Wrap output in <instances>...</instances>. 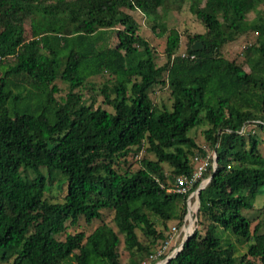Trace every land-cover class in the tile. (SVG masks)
Here are the masks:
<instances>
[{
  "label": "trees",
  "instance_id": "trees-1",
  "mask_svg": "<svg viewBox=\"0 0 264 264\" xmlns=\"http://www.w3.org/2000/svg\"><path fill=\"white\" fill-rule=\"evenodd\" d=\"M184 8L203 30L168 25ZM134 12L164 36L162 63ZM248 32L242 61L226 58L222 47ZM155 86L170 104L152 100ZM197 127L215 167L192 198V233L166 264H264V199L254 204L264 187V0H0V264L164 259L184 239L201 182L167 190L208 154L190 135ZM141 150L132 168L127 157ZM55 185L61 200L48 194ZM80 218L100 224L67 232Z\"/></svg>",
  "mask_w": 264,
  "mask_h": 264
},
{
  "label": "rangeland",
  "instance_id": "rangeland-1",
  "mask_svg": "<svg viewBox=\"0 0 264 264\" xmlns=\"http://www.w3.org/2000/svg\"><path fill=\"white\" fill-rule=\"evenodd\" d=\"M136 20L140 22V33L147 37V39L150 41L152 45L155 46V49L157 51L156 56V62L162 63L164 60L163 55V46H164V36L157 37L155 36L150 28L147 26V20L144 19V16L140 12H134L133 13ZM254 14L253 12H250L248 14V17H252ZM168 25L177 27L180 31L186 29L187 31L193 33V32H199L203 30L202 24L187 10L182 9L181 11L172 13L171 16L168 17ZM255 39V34L253 32H248L245 34H241L236 37L234 41L226 43L222 47V54L228 58V59H234L236 61H242V51L246 47V45L250 42H253ZM186 43V37L185 35H181V47L184 48ZM245 67V66H244ZM246 68V67H245ZM107 75L105 76H98L92 78V81L94 82H100L105 79ZM59 86L62 88V90H66V85L63 83H58ZM63 93V92H62ZM150 96L152 100L156 103L158 102H164L166 104H170L171 100L169 98V90L165 87L155 86L153 90L150 92ZM100 101V97L98 98ZM98 101V102H99ZM190 135L195 138V140L198 142V144L202 145L205 149H207L208 153H210V149L208 145H206L203 134H202V127L193 128L190 132ZM262 151L264 152V146H261ZM143 151L141 150L138 155L133 156L130 154L127 157V164H130L132 168H136L139 165V158L141 157ZM49 195L53 196L54 199L61 200L62 197L65 194L64 186H58L55 185L50 189V192H48ZM264 199V187H261L259 193L257 194L255 198V206L258 204H261ZM196 206V203H194V207ZM103 219L105 222L109 223L113 226L112 223V211L109 210H103ZM248 213V212H247ZM252 213V211H250ZM189 214L187 215L188 218ZM264 218V213L260 216L258 219ZM194 220V219H193ZM98 224H100V220H94L91 223H86L83 218H80L77 225H68L67 232L74 233L76 231L82 230L86 233L91 232ZM171 225H174L172 222ZM114 227V226H113ZM193 226H190V221H188V225L184 227V232H182V237L184 238L185 232L188 233L192 230ZM194 229V228H193ZM60 239L64 238V234L58 236ZM174 247H171L169 250V254L172 255L174 248H177L178 245H174ZM169 255V256H170ZM168 255L166 257H169ZM126 257V254L122 255V259ZM165 257V258H166ZM164 258V259H165ZM163 259H158L157 264H162ZM261 264V263H259Z\"/></svg>",
  "mask_w": 264,
  "mask_h": 264
},
{
  "label": "built area",
  "instance_id": "built-area-1",
  "mask_svg": "<svg viewBox=\"0 0 264 264\" xmlns=\"http://www.w3.org/2000/svg\"><path fill=\"white\" fill-rule=\"evenodd\" d=\"M215 151L211 150L210 153H208L205 157L201 158H195L198 161V167L196 170L193 171V173L189 176H177L175 179L174 183L168 187V191H175L181 194L189 192L190 188L192 187V184L198 180L201 179V182L199 186L193 190L187 199V209H188V214L192 215V209H194V203H192V198L197 195V192L205 186V184L208 182L209 177L207 178H202L203 172L207 169L208 165L212 163L213 168L215 167ZM187 214V215H188ZM175 230V227H173V231ZM175 233V232H174ZM174 233H172L169 236V239L165 241L164 244H162L161 249L158 250L155 254L150 255L152 259H157L158 256H160L161 253H163L168 247H170V242H172V238L174 237ZM181 243L178 244L177 248H174V251L172 252L174 255L176 251L180 248ZM170 254H168L169 256ZM170 255V256H172ZM142 264H147V262H143ZM157 264V261L154 263ZM159 264V263H158Z\"/></svg>",
  "mask_w": 264,
  "mask_h": 264
},
{
  "label": "water",
  "instance_id": "water-1",
  "mask_svg": "<svg viewBox=\"0 0 264 264\" xmlns=\"http://www.w3.org/2000/svg\"><path fill=\"white\" fill-rule=\"evenodd\" d=\"M201 46H202V44H201V42H199V41H195V42L192 44V48L195 49V50L201 48ZM191 217H192V215H191ZM192 231H193V228H192V230H191L190 232L185 233V236H184L183 241L181 242V245L183 244L184 240H186V239L190 236V234L192 233ZM171 257H172V256H169V257H166L165 259H163L162 264H166V262H167V261L169 260V258H171Z\"/></svg>",
  "mask_w": 264,
  "mask_h": 264
},
{
  "label": "bare ground",
  "instance_id": "bare-ground-1",
  "mask_svg": "<svg viewBox=\"0 0 264 264\" xmlns=\"http://www.w3.org/2000/svg\"><path fill=\"white\" fill-rule=\"evenodd\" d=\"M187 219H188V221H190V226H193L194 220H193V217H191V214H189Z\"/></svg>",
  "mask_w": 264,
  "mask_h": 264
}]
</instances>
